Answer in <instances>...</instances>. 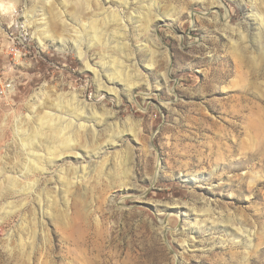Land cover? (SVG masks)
<instances>
[{"label": "rangeland", "instance_id": "374dc122", "mask_svg": "<svg viewBox=\"0 0 264 264\" xmlns=\"http://www.w3.org/2000/svg\"><path fill=\"white\" fill-rule=\"evenodd\" d=\"M41 1L0 0V264H264V0H69L68 24ZM123 42L142 78L118 101L75 45ZM76 131L100 153L57 155Z\"/></svg>", "mask_w": 264, "mask_h": 264}, {"label": "bare ground", "instance_id": "6f19581e", "mask_svg": "<svg viewBox=\"0 0 264 264\" xmlns=\"http://www.w3.org/2000/svg\"><path fill=\"white\" fill-rule=\"evenodd\" d=\"M32 1H37L38 0H32ZM43 1V0H42ZM41 1V2H42ZM62 1V0H61ZM105 1H109V0H105ZM116 3L119 4V6H122V7H126L128 6L129 4L132 3V0H115ZM67 3H63V1L61 2L62 4V7L61 9H56V12H57V16H54V18L56 17L57 19L59 20H62L63 23L65 24H68L66 19H65V15H67V8L69 6V0H66ZM78 2H82V0H78ZM137 2V1H135ZM60 4V3H59ZM58 4V5H59ZM79 4V3H78ZM133 4V3H132ZM135 4V3H134ZM213 4H217V5H220V3L217 1V0H213ZM37 5V4H36ZM80 6V5H79ZM37 7V6H36ZM41 7V6H39ZM59 7V6H58ZM57 8V7H56ZM36 9V8H35ZM34 9V10H35ZM42 11L40 14H38L40 17H37L38 16L36 14L35 11L37 10H32V13H29L30 11H28V20H29V24H33V25H37V22L40 21L42 23V26L43 28H39V26L37 27V32L36 33H39V31H42L40 33V36H39V39H40V42L43 44L45 40V38L47 37L45 34L46 31H48V16L46 15V12H43V8H40ZM39 11V10H38ZM69 11V10H68ZM76 11V9H75ZM55 12V13H56ZM253 12V10H252ZM53 13V15L55 14ZM78 14V13H77ZM254 15V19L256 20V18H259V16L257 15V13H252ZM52 15V16H53ZM70 15V14H69ZM137 15V14H136ZM134 16V18L132 19H135V17L137 16ZM147 15V14H145ZM153 15V14H152ZM132 16V15H131ZM151 16V15H150ZM159 16V15H158ZM124 16L123 15H115L114 19L117 21V23H120L122 26L123 24V28L126 29V21H125V18H123ZM133 17V16H132ZM149 17V16H147ZM139 18V17H138ZM153 18H151L150 21L152 22H148V23H151V25H148V27H152L154 28L155 27V21L152 20ZM155 19V18H154ZM223 20H224V23H227V21L229 20V15L228 14H224L223 15ZM73 21V20H72ZM255 22V21H254ZM128 23V22H127ZM91 26H90V33H92V39H97L96 41L100 40L101 37H100V32L102 30H99L101 28H99L98 23L96 20H93L91 21ZM128 25V24H127ZM121 29V28H120ZM125 29H122V30H125ZM126 31V30H125ZM35 33V34H36ZM122 35H124V31H122ZM126 36V34H125ZM124 36V38L126 39V37ZM122 38V36H120ZM149 39V38H148ZM91 40V39H90ZM123 40V39H122ZM92 42V41H91ZM101 41H99L100 43ZM102 42H104L102 40ZM148 42H151V39L148 41ZM123 49L126 50V53L125 55H123L122 53L120 55H122L121 57H123V60H120L119 57H115L113 55H108V56H105L103 55V60L99 63H95L94 65H92L90 63V60L88 58V54L86 53L87 50H84L83 47H81L79 44L75 45V49H76V53L77 55L80 56V58L82 59L84 65H85V68H88V69H91L93 70L94 72V76H95V80L98 84V87H99V90L100 89H107L108 91L110 92H115L117 94V98H118V101H120V97H119V85L121 84H124L125 85V88L126 90L128 91V95L130 96V98L133 97V86L135 85L136 81L135 80H140L141 81V78H142V74L141 72H139L138 70V67H137V61L135 60V54L133 51H129L128 50V43L126 42H123ZM147 45V44H146ZM68 42L67 41H64V40H60V48L63 49V50H67L68 49ZM106 46V45H105ZM145 48V47H144ZM122 49V48H121ZM122 49V51H123ZM120 50V49H119ZM124 50V51H125ZM152 54V53H151ZM107 57L108 60H105ZM124 59H126V61H124ZM149 64L150 65H153L154 64V58H153V55L149 57ZM127 62V63H126ZM164 76H166L167 78V75L164 74ZM143 80V79H142ZM138 82V81H137ZM138 84V83H137ZM43 91H38V92H35L34 94V97L33 99H35V101L33 102V104H37V103H41L43 100ZM83 103V102H82ZM87 103V102H86ZM88 106V105H87ZM78 108V107H77ZM81 109V108H80ZM84 110V109H83ZM84 112V111H83ZM79 113H82V112H79ZM84 114V113H82ZM80 115L78 114L77 116L79 118H77V122L79 124V128L80 129H87L89 128L90 130L94 129V127L92 128L93 124H90L89 122L91 121V119L89 117H85L83 115ZM95 114V113H94ZM53 115H56L53 113ZM92 115V114H91ZM52 116V115H51ZM34 117V116H33ZM45 117H50V114H48V112L45 114L44 116V119H47L48 121V118H45ZM94 117V116H93ZM53 119V118H51ZM56 120V119H55ZM54 123V122H53ZM72 123V122H71ZM49 126V125H48ZM53 126V125H52ZM78 126V125H77ZM95 126V125H94ZM52 128V127H51ZM63 128V127H62ZM49 129V128H48ZM55 129V128H54ZM64 129V128H63ZM53 130V129H52ZM56 130V129H55ZM63 131V130H62ZM60 132V131H59ZM79 132V131H78ZM70 133V132H68ZM77 133V131H76ZM38 134V133H37ZM39 135V134H38ZM66 137H65V140H62L64 146L63 148L61 149L60 147V150H58L57 152V155L61 156L63 154H68L70 156H74L75 158H78L79 154L81 152H84V156L86 155H91V154H94V155H97L99 154L100 152L98 151H94V150H91V149H87L86 147H83L81 146V143L77 144L78 142H80L79 140V137L80 135L77 133L76 136L74 134V137H72L70 134L67 135L66 133L64 134ZM36 137V136H35ZM38 137V136H37ZM133 137L135 138H138V133L136 131L133 132ZM61 138V137H60ZM64 139V138H63ZM73 139L75 140L76 142V145L75 144H72V141ZM23 140V139H22ZM34 140V138H33ZM32 140V141H33ZM30 143V142H29ZM31 144V143H30ZM54 153V152H53ZM33 157V156H32ZM32 160V159H31ZM32 163V162H31ZM36 167V166H35Z\"/></svg>", "mask_w": 264, "mask_h": 264}, {"label": "built area", "instance_id": "2783aa9c", "mask_svg": "<svg viewBox=\"0 0 264 264\" xmlns=\"http://www.w3.org/2000/svg\"><path fill=\"white\" fill-rule=\"evenodd\" d=\"M18 50H19V49H18V48H16V51H17V52H18Z\"/></svg>", "mask_w": 264, "mask_h": 264}]
</instances>
